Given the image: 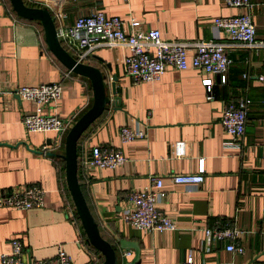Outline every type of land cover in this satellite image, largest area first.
<instances>
[{
	"label": "crops",
	"instance_id": "0c3cea01",
	"mask_svg": "<svg viewBox=\"0 0 264 264\" xmlns=\"http://www.w3.org/2000/svg\"><path fill=\"white\" fill-rule=\"evenodd\" d=\"M251 1L248 11L257 28V40L264 43V0ZM24 2L48 8L57 27L101 10L122 18L125 31L130 30L129 20L135 19L144 30L158 29L167 40L228 44L233 63L226 83L195 68L170 66L160 80L135 84L124 74L125 47L93 51L85 63L106 75L111 102L79 140L78 176L102 236L117 246L118 264H176L189 253L197 264L264 263V83L258 79L264 73V45L244 47L214 26L215 18L236 15L243 9L224 0ZM43 30L37 20L20 18L8 0H0V88L60 80L63 92L55 112L75 122L93 104L91 80L71 73L55 57ZM114 74L118 76L119 106L111 94ZM207 76L213 79L211 92L203 84ZM210 94L212 99H208ZM242 96L252 100L246 134L241 148L227 147L229 136L221 124L222 114L229 102ZM35 110L32 100L0 96V190L17 191L35 184L46 190L42 208H0V253L10 250L11 239L20 238L27 261L53 258L62 244L72 264H97L98 260L102 264L104 256L90 248L76 218L66 175L63 178L60 155L65 151V137L28 131L23 119ZM123 126L138 127L146 135L124 142L120 136ZM178 141H184L186 149L180 158L173 153ZM94 146L118 148L127 161L114 169L84 166L81 160ZM202 163L205 179L195 190L172 180L174 174L199 172ZM153 175L163 179L166 196L158 206L176 222V230L144 232L126 220L132 209L129 194L148 188ZM218 225H235L244 231L237 239L245 248L243 254L228 251L226 241L213 242L208 250L204 230ZM121 240L137 244L138 256L132 246L122 249Z\"/></svg>",
	"mask_w": 264,
	"mask_h": 264
},
{
	"label": "built area",
	"instance_id": "2783aa9c",
	"mask_svg": "<svg viewBox=\"0 0 264 264\" xmlns=\"http://www.w3.org/2000/svg\"><path fill=\"white\" fill-rule=\"evenodd\" d=\"M232 7L243 9L232 16L215 18L214 26L225 32L231 42L253 49L264 45L257 40V28L248 11L251 0H224ZM125 21L119 16H108L104 11L97 10L87 15L79 16L73 24L57 27V33L63 46L72 50L79 61L85 62L91 53L101 47L126 48L124 56V74L135 84L158 81L166 72L167 67L178 70L195 68L207 75L219 76L222 83L227 82V74L233 59L227 52L228 44L220 40H201L197 42L174 41L163 38L158 29L144 30L141 22L129 20L130 30L125 31ZM1 44V42H0ZM189 52L192 57L189 58ZM264 83V73L258 76ZM203 84L212 91L213 79L205 77ZM63 92L62 81L42 83L35 86H16L15 88H0L3 94L18 95L23 99L36 103V110L25 115L23 122L30 132H56L64 139L70 127L75 123L55 112V104ZM209 95L208 99H212ZM252 104L251 98L242 96L237 102H229L223 111L221 124L229 136L227 147L241 148L248 124V111ZM49 109V113L45 110ZM146 132L140 128L123 126L120 128L122 141L130 142L145 137ZM62 144V143H61ZM60 145V144H59ZM46 148H48L46 146ZM47 152V149H43ZM176 157L186 155L185 142L178 141L173 146ZM127 161V157L118 148L94 146L85 155L81 163L84 166L114 169ZM205 168L202 163L199 172L179 173L172 176L177 184L195 190L205 179ZM148 188L132 191L129 199L132 209L126 215V220L137 230L144 232L176 230V222L165 214L158 206L164 201L166 193L162 190L161 176H151ZM46 190L38 185L27 186L17 191L0 190V208H15L26 210L42 208L46 205ZM205 232V245L211 249L213 242L226 241L227 250L243 254L245 248L237 243L244 231L235 225L208 227ZM25 244L20 238L10 240V250L0 253V264H72V258L67 254L62 244L58 245L57 254L49 259H24ZM176 264H197L192 253ZM250 264H264L252 262Z\"/></svg>",
	"mask_w": 264,
	"mask_h": 264
},
{
	"label": "water",
	"instance_id": "95a60500",
	"mask_svg": "<svg viewBox=\"0 0 264 264\" xmlns=\"http://www.w3.org/2000/svg\"><path fill=\"white\" fill-rule=\"evenodd\" d=\"M9 1L19 16L42 23L46 42L51 52L64 66L70 71L91 80L94 95L93 104L70 127L65 136V151L60 156L65 160V175L68 190L89 243L103 254L104 261L102 264H118L117 246L102 236L99 225L90 210L78 176L79 140L90 125L103 114L107 105L111 102L110 95L108 96L106 75L99 68L79 61L63 46L57 33L56 17L48 8L28 6L24 0ZM117 80L118 76L114 74L111 82V94L115 96L113 102L119 106L121 104V98L117 96ZM131 246L135 248L138 256L140 251L137 244L129 243L125 240L120 241V247L122 249L128 250Z\"/></svg>",
	"mask_w": 264,
	"mask_h": 264
},
{
	"label": "trees",
	"instance_id": "16d2710c",
	"mask_svg": "<svg viewBox=\"0 0 264 264\" xmlns=\"http://www.w3.org/2000/svg\"><path fill=\"white\" fill-rule=\"evenodd\" d=\"M8 2H9V4H10V1L8 0ZM11 5V4H10ZM14 10V9H13ZM17 14V13H16ZM19 16V15H18ZM20 18H23V17H21V16H19ZM23 19H26V18H23ZM28 20H30V19H28ZM33 21V20H32ZM39 24H40V26L42 27V30H43V26H42V23L40 22V21H37ZM44 31V30H43ZM71 73H73V72H71ZM73 74H75V73H73ZM79 152V151H78ZM62 162H63V166H62V170H63V178L65 179V160L62 158V159H60ZM81 186H82V190H83V184L81 183ZM68 193H70L69 192V190H68ZM76 218H77V221L80 223L81 222V220H80V218H79V216H78V213H76ZM90 248L92 249V250H94L96 253H98V254H101V252L98 250V249H96V248H94L92 245H90ZM100 262V260H98L97 261V264Z\"/></svg>",
	"mask_w": 264,
	"mask_h": 264
},
{
	"label": "rangeland",
	"instance_id": "374dc122",
	"mask_svg": "<svg viewBox=\"0 0 264 264\" xmlns=\"http://www.w3.org/2000/svg\"><path fill=\"white\" fill-rule=\"evenodd\" d=\"M80 117V116H79Z\"/></svg>",
	"mask_w": 264,
	"mask_h": 264
}]
</instances>
